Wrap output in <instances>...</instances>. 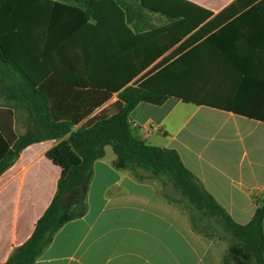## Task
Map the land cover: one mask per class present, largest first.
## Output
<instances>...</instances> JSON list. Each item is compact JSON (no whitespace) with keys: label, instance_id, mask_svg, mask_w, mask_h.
Returning <instances> with one entry per match:
<instances>
[{"label":"crops","instance_id":"crops-1","mask_svg":"<svg viewBox=\"0 0 264 264\" xmlns=\"http://www.w3.org/2000/svg\"><path fill=\"white\" fill-rule=\"evenodd\" d=\"M142 4L159 28L136 33L115 0H91L92 19L47 57L37 58L18 32L2 35L0 46L37 87L55 75L73 88L109 91L110 102L128 86L169 95L133 110L136 137L177 151L247 225L264 199V0ZM14 83L0 70V127L11 139L32 124L12 89L3 90ZM60 141L26 147L0 176V264L31 238L56 195L62 169L48 152ZM105 151L86 215L63 226L36 264H224L228 243L193 229L188 207L175 204L181 194L164 197L158 180L117 170L113 148Z\"/></svg>","mask_w":264,"mask_h":264},{"label":"trees","instance_id":"trees-1","mask_svg":"<svg viewBox=\"0 0 264 264\" xmlns=\"http://www.w3.org/2000/svg\"><path fill=\"white\" fill-rule=\"evenodd\" d=\"M90 1L0 0V37L20 33L33 54L43 59L92 19L95 12ZM115 1L136 33L160 27V23L149 19L155 12L146 8L142 0ZM165 19L166 23L177 21L172 17ZM0 68L3 77L12 76L15 82L11 87L4 85L3 90L12 89L17 97L16 107L23 106L32 122L25 134L14 135L13 139L0 127V176L26 147L51 139L61 140L48 152V157L62 169L51 205L37 222L31 238L13 251L6 264H36L63 226L86 215L94 165L105 157L107 146L113 148L117 157V170L136 167L157 177L164 176L192 210L220 221L223 230L233 238L224 264H264V201L251 222L240 225L205 190L177 151L150 145L136 137L137 125L131 120L133 110L141 103L160 106L169 95L128 86L110 102L113 94L109 91L73 88L55 75L37 87L6 58L1 46ZM137 179L142 180L138 176ZM192 222L196 232L209 237L206 230Z\"/></svg>","mask_w":264,"mask_h":264},{"label":"rangeland","instance_id":"rangeland-1","mask_svg":"<svg viewBox=\"0 0 264 264\" xmlns=\"http://www.w3.org/2000/svg\"><path fill=\"white\" fill-rule=\"evenodd\" d=\"M126 171H128L130 174H132L136 177L137 176L139 177V175H140V176L144 177L145 179L158 180L160 183V184H158V186L161 187L160 190H161L162 195L164 197H169L172 199V194L174 192L177 194H180L172 186V184L168 181V179L164 176L157 177V176L152 175V173L150 171H147V170L142 169V168H136V167L126 169ZM173 197H174V200L176 201L175 204L186 205L188 207V212H189L191 224L193 223L192 221L194 220L196 225L199 227V229L206 230L207 235L209 236L207 238L219 239V240L221 239L223 241L222 244H224V246L227 245V243L230 246V244L233 241V238L230 234L226 233L223 230L222 225L218 219H216L214 217H210V216H205L204 213H202V212H196V211L192 210L184 198H183V203H182V201L177 202V201H180L177 196L173 195ZM263 201H264V199H263ZM192 227H193V224H192ZM201 235H204V234H201ZM226 264H234V263L229 262Z\"/></svg>","mask_w":264,"mask_h":264}]
</instances>
